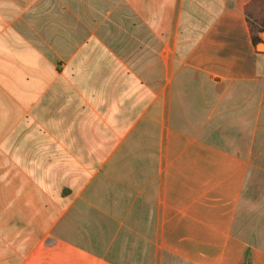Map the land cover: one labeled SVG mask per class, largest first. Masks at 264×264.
Listing matches in <instances>:
<instances>
[{"label": "crops", "instance_id": "obj_1", "mask_svg": "<svg viewBox=\"0 0 264 264\" xmlns=\"http://www.w3.org/2000/svg\"><path fill=\"white\" fill-rule=\"evenodd\" d=\"M250 1L0 0V264H264Z\"/></svg>", "mask_w": 264, "mask_h": 264}, {"label": "trees", "instance_id": "obj_2", "mask_svg": "<svg viewBox=\"0 0 264 264\" xmlns=\"http://www.w3.org/2000/svg\"><path fill=\"white\" fill-rule=\"evenodd\" d=\"M248 18L251 36L254 42H259L258 33L264 31V0H251L243 8Z\"/></svg>", "mask_w": 264, "mask_h": 264}, {"label": "water", "instance_id": "obj_3", "mask_svg": "<svg viewBox=\"0 0 264 264\" xmlns=\"http://www.w3.org/2000/svg\"><path fill=\"white\" fill-rule=\"evenodd\" d=\"M257 48L260 51H264V44L263 43L258 44Z\"/></svg>", "mask_w": 264, "mask_h": 264}]
</instances>
